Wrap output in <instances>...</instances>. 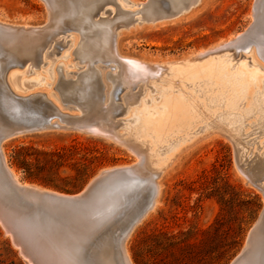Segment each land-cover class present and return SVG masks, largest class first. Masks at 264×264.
Returning <instances> with one entry per match:
<instances>
[{"label":"rangeland","instance_id":"1","mask_svg":"<svg viewBox=\"0 0 264 264\" xmlns=\"http://www.w3.org/2000/svg\"><path fill=\"white\" fill-rule=\"evenodd\" d=\"M127 1L130 4L117 1L119 9L115 4H107L91 20L99 21L100 24L109 23L113 29H117L121 10L135 12L137 8L131 4L146 3L149 0ZM257 7L259 18L264 21L263 0H200L189 11L171 20L136 24L119 30L115 53L116 56L119 54L117 57L123 63L128 58L149 66H161L189 59L199 53L208 54L219 48L201 64L207 66L212 62L211 65L216 68L212 74L204 72L189 81L177 79L170 84H166L163 79L150 81L141 89L131 92L139 95L136 102H129L131 93L128 98L118 102L127 111L117 116V121L124 120L117 131L125 134L131 144L138 146V151H142L140 154L144 153L146 146L138 134L140 123L159 115L164 109L162 107L172 99L185 101L187 106L190 104L196 109L194 115L199 119H196L195 124L198 125L190 132L200 129V132L207 130L212 134L208 140L186 148L172 167L158 179L160 193L157 203L136 226L126 243L131 264H231L246 246L250 232L264 209V193L242 171L232 139L247 148L245 157L252 151L248 161L253 160L256 153L257 156L264 153V134L257 128V122L264 119V112L253 108L255 115L244 121L242 137L235 136L233 132L238 133L239 127L224 117L229 113L243 115L240 109H246L247 106L243 100L238 111H230L221 100L226 96L231 97L236 89L240 90L237 96L241 95L240 84L244 82L240 70L242 63H247V72L254 69L249 59L256 60L264 67L256 46L252 48L253 53L246 50L248 45L243 49L237 47V50L231 46L226 47L230 41L237 42L255 27ZM108 9L111 10L110 15L104 13ZM48 22L49 5L46 0H0V23L37 31ZM61 37L53 44L58 43L61 47L50 49L49 59L22 75L30 88L19 92L18 96L43 94L63 113L76 115L78 111L65 108L59 87L62 80L74 82L87 69L88 63L80 56L86 35L85 32L82 35L80 30L70 29ZM98 66L100 64L93 65L94 68ZM25 69L27 67L13 70ZM113 72L108 68L103 70L106 75ZM106 85L112 84L108 80ZM217 85L220 87H213ZM233 87L235 90L231 91ZM67 90H64L65 93ZM251 92L254 102H258L261 94H264L262 88H253ZM125 93L127 90L120 97ZM250 123L254 125L249 126ZM216 125L220 128H215ZM223 134H226L225 137L221 136ZM183 138L184 134L171 132L160 139V145L171 150ZM154 141L150 140L152 144ZM2 150L7 163L18 174L21 182L61 195H76L102 172L131 167L139 161L132 150L115 140L77 130H46L19 135L7 140ZM53 152H60L61 158L50 156ZM45 182L72 191H59ZM0 264H30L21 255L19 248L14 246L11 236L1 224Z\"/></svg>","mask_w":264,"mask_h":264},{"label":"bare ground","instance_id":"2","mask_svg":"<svg viewBox=\"0 0 264 264\" xmlns=\"http://www.w3.org/2000/svg\"><path fill=\"white\" fill-rule=\"evenodd\" d=\"M46 1L49 5V22L44 28L37 31H28L27 27L21 28L14 26L16 29L6 30L0 38V47L2 53L0 55V91H2L5 95H12L18 98L28 99L31 102L40 104L43 109H45L49 114H53L54 118L61 122L60 125L63 130H69V124H86L88 125L87 129L92 133L106 136L115 140L118 142V144L128 147L139 157V161L133 165L135 172L139 176L148 180L156 178L159 196L160 185L158 179L161 177V175L170 167H172V165L178 160L186 148L208 140L210 137H212V134H210V131L207 130L200 132V129L197 130L196 128L195 129L197 131L193 133L190 132L189 130L195 127L196 119L198 118V116L194 115V110L196 109H193L190 104L187 106L185 101L172 99L173 101L170 100L162 107L164 109L159 113V115H155L152 118H148L140 123L141 129H139L138 134L140 135L142 142L146 144L145 149H142L144 152L143 154L145 155L140 154L142 151H138L137 148L139 147L133 143L131 144L125 134L117 131L119 124H122L124 120L121 119L117 121L116 118L117 116L124 115L127 111L123 104L118 102H121L123 98H128L127 96L130 95L132 91L141 89L143 86L149 84L150 81L163 79L166 84H170L177 79L189 81L190 78H197L199 77L200 73L204 72L212 74L211 72H214L216 69L214 65H211L212 62L207 66L201 64L208 59L209 55L213 51L218 50L219 48H215L213 51L211 50L212 52L210 51L211 53L208 54L199 53L198 55H193L189 59L161 66H149L143 62L128 58L125 60L128 62V64L126 63L125 65V61L123 63L119 60V54L117 55L118 57L116 56L115 51L117 50L115 49V43L119 30L123 28H129L136 24H154L164 20H171L172 18L180 16L184 12L189 11L191 8L197 5L200 0H149L146 3L135 5L131 4L133 7H136L137 10L135 12H125L121 10V20L117 21L116 23L117 29H113V25L109 23L100 24L99 21L94 22L91 19L98 15L100 10L107 4H115L119 9L117 1L121 4L125 2L130 4L127 0ZM107 12L109 15L111 14V10L108 9L104 13ZM255 12V27H253L248 33L242 35L240 40L237 38V42L235 40L230 41L229 45H226V47L228 48L231 46V48L234 49L241 47L243 49L244 46L248 45L246 50H249L250 53H253L254 49L252 48L253 46H256L258 48V55L261 61L264 62V21L263 19L261 21L259 18L258 7L256 8ZM109 21H112V19ZM70 29L80 30L82 35L85 32L86 39L84 38L85 43L80 49V56L85 62L88 63L87 69L82 73H80L81 71L78 72L80 74L74 82L62 80V85L59 87V92L62 95V101L66 106L65 108L68 110L78 111L79 113L76 115L63 113L59 107L50 102L43 94H33L27 97L18 96L19 92H24L27 90L26 88H30L29 85H26L27 83L22 79V75H26L25 72L27 70L31 71L37 65L41 64L43 60L49 59L51 55L49 50L55 49L59 46L58 43L56 45L53 44L59 39H62L61 36L67 33ZM60 47L61 46L58 48ZM224 47L221 46V49H224ZM52 55L54 56L55 54L52 53ZM203 55L207 56L200 58ZM251 55L252 54H250V56ZM259 57L257 56L258 59ZM249 61L251 63V67L254 68L251 72L245 71L246 68H248L247 63L241 64V79L244 81L242 84H240V89H242L241 95L239 97L237 96L240 90L236 89L237 91L231 97L226 96L221 100V103L224 102L225 106L230 108V111H238V109H240L239 105L243 100L245 101L244 105H246L247 108L243 109V107L240 109L243 111V115L229 113L224 117L228 120H231L234 125L239 127L240 131L238 133L233 132L235 133V136L239 137L243 132L242 128L245 127L244 121L247 118L254 117L255 115L253 108H257L258 112H264V94H261L258 102H254V100H252L253 93L251 92L253 88H262V91H264V73H262L264 72V67L259 65V63L254 59H249ZM95 64H100V66L94 68L93 65ZM23 67H27V69L24 71L13 70ZM107 68L114 71L113 74L106 75L103 73V70ZM26 73L28 74V72ZM166 74L167 76L164 77ZM167 77L170 78L167 79ZM108 80L111 82V86L106 85ZM249 80L253 81L254 84L248 83L250 82ZM203 85L205 86L206 84ZM200 86L201 85L198 86V89ZM213 87L217 88L220 87V85ZM66 88H68L67 93L64 91ZM125 90H127V93H125V95L121 98L120 94ZM233 90H235V87L231 89V91ZM49 94L51 93H48V95ZM220 95L224 94L220 93ZM130 97L131 98H129V102L134 103L138 100L139 95L132 94ZM252 125L254 124H249V126ZM257 126L259 131L261 130L264 134L263 118L257 122ZM215 128L220 127L216 125ZM216 130L218 131L220 129ZM133 132L131 134H133ZM171 132L172 134H184V138L180 140L181 142L176 144L173 149L166 150L161 147L160 142L162 140L160 141V139L164 137L165 134H169ZM225 135L226 134H223L221 136L225 137ZM151 139L155 140L154 144L150 142ZM232 142L235 147L237 162L242 168V171L251 181L260 183L264 188V153L260 154L259 156H257L256 153V156H254L253 160L248 161V157L252 155V151L248 157H245L247 148L243 147L242 143L237 142V140L232 139ZM153 146L155 149H153ZM163 154L164 157H162ZM255 160H257L256 163ZM7 165L13 175L14 180L17 183H21L18 174L9 166L8 163ZM157 199L153 208L157 203ZM153 208L149 211V213L153 210ZM126 243L125 251L131 264V260L126 249ZM61 251H65V249L63 248ZM65 253L69 256H66L67 258L65 257V260H69V262H66L68 264H72L73 258L70 259L72 255H69V253L67 254V252ZM103 255L106 259L112 260V254L110 252L106 251ZM29 263L32 264L31 262Z\"/></svg>","mask_w":264,"mask_h":264},{"label":"water","instance_id":"3","mask_svg":"<svg viewBox=\"0 0 264 264\" xmlns=\"http://www.w3.org/2000/svg\"><path fill=\"white\" fill-rule=\"evenodd\" d=\"M13 29L0 23V38ZM60 124L40 104L0 91V223L32 264H68L65 252L72 255V264H130L125 243L155 204L156 178L139 176L134 166L115 168L102 172L76 195L14 180L3 144L27 133L63 130ZM68 126L92 133L86 124ZM252 183L264 193L260 183ZM106 251L112 260L104 257ZM231 264H264V209L245 248Z\"/></svg>","mask_w":264,"mask_h":264},{"label":"trees","instance_id":"4","mask_svg":"<svg viewBox=\"0 0 264 264\" xmlns=\"http://www.w3.org/2000/svg\"><path fill=\"white\" fill-rule=\"evenodd\" d=\"M50 156L61 158L60 152H53V153H51ZM24 163H25V162H24ZM45 184H46V185H50V186L54 187L55 189H57V190H59V191H63V192H71V191H72V190H71V191L68 190L66 187L57 186V185H55V184L52 183V182H45ZM73 188H75V186H73ZM73 188H72V189H73Z\"/></svg>","mask_w":264,"mask_h":264}]
</instances>
